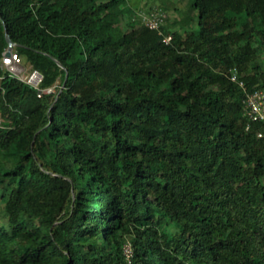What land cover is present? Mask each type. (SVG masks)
Listing matches in <instances>:
<instances>
[{
	"label": "trees",
	"instance_id": "16d2710c",
	"mask_svg": "<svg viewBox=\"0 0 264 264\" xmlns=\"http://www.w3.org/2000/svg\"><path fill=\"white\" fill-rule=\"evenodd\" d=\"M259 89L264 0H0V264H264Z\"/></svg>",
	"mask_w": 264,
	"mask_h": 264
},
{
	"label": "built area",
	"instance_id": "2783aa9c",
	"mask_svg": "<svg viewBox=\"0 0 264 264\" xmlns=\"http://www.w3.org/2000/svg\"><path fill=\"white\" fill-rule=\"evenodd\" d=\"M165 18L164 14L157 12H152L149 15L142 16V23L150 30H159L160 25L163 23ZM171 40L170 36H164L163 42L168 44ZM20 59L16 56L15 52L11 50L9 56L4 54L2 58V66L11 67V73L14 77L25 82L26 84L37 88L42 80V76L34 70L29 69V74L25 75L24 78H20V75L23 74V69L19 65ZM231 81L236 80V75L233 74L230 78ZM240 86L243 84L240 82ZM244 113L250 122L260 123L264 127V89L254 90L252 92L246 93L244 100ZM258 137H262L261 134H258ZM123 255L126 260V264L131 263L132 259V247L130 243H125L123 246Z\"/></svg>",
	"mask_w": 264,
	"mask_h": 264
},
{
	"label": "rangeland",
	"instance_id": "374dc122",
	"mask_svg": "<svg viewBox=\"0 0 264 264\" xmlns=\"http://www.w3.org/2000/svg\"><path fill=\"white\" fill-rule=\"evenodd\" d=\"M177 1H179V2H181V4H183L184 2H185V0H173V2H177ZM143 5V1H142V3L140 2V5ZM139 12V11H138ZM139 13H141V12H139ZM169 17H175V14L172 12V11H170L169 12ZM124 23H125V19H123L122 20V25L124 26ZM19 65H20V67L23 69V74L22 75H20V78H24L25 77V75H27V74H29V66H27L24 62H23V60L21 59L20 60V63H19ZM3 68L4 69H6V70H8L10 73H11V67L10 66H8V67H5V66H3ZM12 74V73H11ZM1 220H3V217L0 215V221Z\"/></svg>",
	"mask_w": 264,
	"mask_h": 264
},
{
	"label": "water",
	"instance_id": "95a60500",
	"mask_svg": "<svg viewBox=\"0 0 264 264\" xmlns=\"http://www.w3.org/2000/svg\"><path fill=\"white\" fill-rule=\"evenodd\" d=\"M6 40H7V42H8V49H7V51L5 52V55H6V56H9L10 53H11V50H12V48H13V43L11 42L10 38L8 37V35H6Z\"/></svg>",
	"mask_w": 264,
	"mask_h": 264
}]
</instances>
